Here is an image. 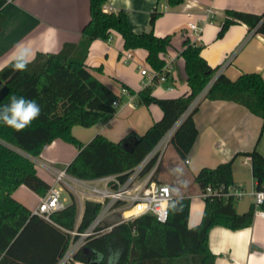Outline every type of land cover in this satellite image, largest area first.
Masks as SVG:
<instances>
[{
  "label": "trees",
  "instance_id": "1",
  "mask_svg": "<svg viewBox=\"0 0 264 264\" xmlns=\"http://www.w3.org/2000/svg\"><path fill=\"white\" fill-rule=\"evenodd\" d=\"M185 0H167L175 6ZM107 0H90L91 18L82 30L79 43H66L57 53L39 52L27 63L26 70L15 68L17 59L0 70V79L8 85L0 106L8 105L11 97L35 100L41 108L40 116L23 131L0 122V264H57L67 250L77 223L76 198L64 209L52 214V221L34 214L18 201L14 192L26 185L39 196L48 192L51 184L37 172L34 158L44 148L60 138L73 144L78 153L67 165V172L82 179H94L110 174H122L125 179L174 127L192 102L216 76L218 67H212L202 56V46L183 40L180 56L185 60L186 80L189 92L177 97H158L149 85L137 94V104H157L162 117L139 135L131 132L121 141H113L103 134L95 135L88 143L77 138L72 128L76 125L91 127L100 121H108L117 112L114 101L121 96L104 84L86 64L91 43L95 39L109 41L112 32H119L124 48H143L146 61L155 70H161L165 60L161 57L174 47L173 34L157 36L154 25L159 12L152 13L150 28L135 32L128 18V11H105ZM6 0H0V9ZM4 16L0 13V31ZM236 23H245L249 31L264 34V12L253 13L235 9L227 10V16L218 32L224 36ZM204 99L229 100L247 107L263 119L264 131V77L260 72H245L230 79L223 72L218 74L207 89ZM197 105L175 129L170 143L179 157L185 161L199 134L195 121ZM237 155L250 157L256 188L264 190V154L257 148ZM234 158L214 168L204 167L195 176L201 192L208 187L217 190L204 197L202 220L189 224L191 197H175L170 203L168 217L162 222L147 213L120 222L112 231L91 237L87 250L78 251L74 260L84 264H96V253L104 254L102 264H109V256L119 252L114 264H216V255L209 243L213 226L221 225L240 229L253 223L256 210L264 211L253 203L244 213L236 210L237 198L225 196L234 185ZM102 204L85 201L79 230L86 229L96 218Z\"/></svg>",
  "mask_w": 264,
  "mask_h": 264
},
{
  "label": "crops",
  "instance_id": "2",
  "mask_svg": "<svg viewBox=\"0 0 264 264\" xmlns=\"http://www.w3.org/2000/svg\"><path fill=\"white\" fill-rule=\"evenodd\" d=\"M104 7L108 12L126 9L131 27L137 33L148 30L152 13L159 12L154 25L155 34H173L174 47L161 56L174 60L172 79L154 86L153 94L158 97H177L190 90L185 60L180 56L186 37L202 46V56L212 67L220 69L225 65L221 73L230 79L234 80L245 72H260L264 77V34L249 31L245 23H236L224 36L218 37L227 10L260 14L264 12V0H185L175 6L169 5L167 0H107ZM209 8L213 9L214 17L210 21H201L200 36L195 38L187 33L188 20H203ZM0 13L5 18L0 31V70L18 58L32 61L39 52L57 53L66 43H79L82 30L91 18L90 0H6ZM215 21H219L218 24H214ZM124 50L127 51L123 37L117 31L112 32L109 41L95 39L90 45L86 64L121 98L117 112L110 120L100 121L91 127L76 125L72 128L73 134L84 143L99 133L116 142L131 132L142 135L163 115L157 104H137V94L132 93L144 88L140 67L152 68L146 61L147 51L143 48L129 49L131 60L134 58L135 62L134 66H127L121 59H124ZM169 85L174 89L168 90ZM123 88H127L129 93L122 95ZM198 105L194 118L199 134L187 158L189 163L183 161L173 147L176 153L167 159L164 156L160 166L171 171L170 181L158 179L170 185L175 197H191L190 226L198 224L204 213L205 201L195 182V176L202 168H214L234 158L233 187L244 192L237 198L235 207L239 213H244L254 203L252 193L257 189V181L250 157L237 153L257 148L264 154L261 117L244 105L229 100L212 101L203 97ZM77 153L78 149L73 144L60 138L54 140L39 157L34 158L38 174L51 184L54 181L52 168H67ZM177 167L182 168V173L173 171ZM13 196L32 211L41 199L26 185H21ZM209 243L216 255V264H264V215L256 213L253 223L240 229L213 226ZM72 264L84 262L74 260Z\"/></svg>",
  "mask_w": 264,
  "mask_h": 264
},
{
  "label": "built area",
  "instance_id": "3",
  "mask_svg": "<svg viewBox=\"0 0 264 264\" xmlns=\"http://www.w3.org/2000/svg\"><path fill=\"white\" fill-rule=\"evenodd\" d=\"M108 10L107 7H104ZM213 9L209 8L205 12L203 20L189 19L186 25V32L195 38L200 36L202 26L201 21H210L213 17ZM194 43L193 41H191ZM132 59L131 52L124 53V60ZM165 65L161 70H155L149 67H140L141 74L144 76L143 87L149 85H161L171 81V73L174 69L173 58L163 56ZM218 68L216 76L192 102L186 112L182 115L179 121L170 129L153 150L128 174L125 179H122V174H110L94 179H82L71 175L67 172V168L53 167L54 181L45 196L41 197L33 213L44 217L48 221H52V214L66 208L72 198L85 196V198L98 201L102 204L96 218L84 230H79L78 225L81 220V215H78L76 226L73 230H68L71 235V240L67 250L65 251L58 264H72L75 254L87 246V242L91 237L103 236L119 224L120 222L133 219L135 217L151 213L158 220L164 222L168 217V209L170 203L175 196L170 185L159 182L156 175L163 161L165 150L170 142V139L181 121L193 111L205 96L207 89L221 73L223 68ZM168 90H173V85H169ZM127 88H123L121 94H128ZM119 99L114 101L116 107L119 106ZM189 163V159H186ZM67 191L71 197V202H67L63 192ZM217 190L211 187L207 191L201 192L200 196L205 197ZM244 194L242 189L230 187L223 195H233L235 198H240ZM254 203L259 207L264 203V190L256 189L253 193ZM256 213L264 215V211L257 208ZM119 217L118 221L111 222V218Z\"/></svg>",
  "mask_w": 264,
  "mask_h": 264
},
{
  "label": "clouds",
  "instance_id": "4",
  "mask_svg": "<svg viewBox=\"0 0 264 264\" xmlns=\"http://www.w3.org/2000/svg\"><path fill=\"white\" fill-rule=\"evenodd\" d=\"M27 58L21 57L17 59L15 68L20 71L26 70ZM41 114V108L35 100L26 99L24 97H11L8 105L0 106V122L6 126L13 128L15 131H23L33 120L37 119ZM176 173H182V168L177 167L173 170ZM119 252L112 253L109 256V264H114L118 259ZM104 254L96 253V264H102Z\"/></svg>",
  "mask_w": 264,
  "mask_h": 264
},
{
  "label": "rangeland",
  "instance_id": "5",
  "mask_svg": "<svg viewBox=\"0 0 264 264\" xmlns=\"http://www.w3.org/2000/svg\"><path fill=\"white\" fill-rule=\"evenodd\" d=\"M219 21H215L214 24H218ZM177 34H179V30L177 31ZM129 50H124V53L128 52ZM123 53V54H124ZM231 56V55H230ZM229 56V57H230ZM122 61H124V63H126L127 66H134V62H135V59L133 58V60H130V61H125L123 59V57L121 58ZM177 92H175L174 94H176ZM173 153H176L174 148H173V145L169 142V144L167 145L166 147V150H165V158L167 159L169 157V155H172ZM160 172V173H159ZM171 171L167 170L165 167H160V169L158 170V173L156 175V179L158 180H161L163 182H169L170 180V173ZM63 196L66 197L67 199V202H71V197L69 195V193L67 191H64L63 192ZM87 200V198H85V196H80V197H77L76 198V201H77V207H78V213H79V210H80V215L82 214L83 212V209H84V206H85V201ZM119 220V217L115 216L113 218H111V222H115V221H118Z\"/></svg>",
  "mask_w": 264,
  "mask_h": 264
},
{
  "label": "water",
  "instance_id": "6",
  "mask_svg": "<svg viewBox=\"0 0 264 264\" xmlns=\"http://www.w3.org/2000/svg\"><path fill=\"white\" fill-rule=\"evenodd\" d=\"M9 87L6 84H3L2 80L0 79V101L6 96L8 93ZM87 246L83 248V250H87Z\"/></svg>",
  "mask_w": 264,
  "mask_h": 264
}]
</instances>
